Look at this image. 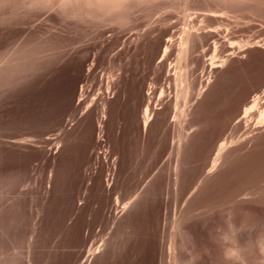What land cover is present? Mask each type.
I'll list each match as a JSON object with an SVG mask.
<instances>
[{"label": "rangeland", "instance_id": "1", "mask_svg": "<svg viewBox=\"0 0 264 264\" xmlns=\"http://www.w3.org/2000/svg\"><path fill=\"white\" fill-rule=\"evenodd\" d=\"M70 23L67 33L40 46L27 49L15 37L6 41L5 49L0 47V56L12 53L16 58L6 61L4 67L16 65L20 70L0 76V264H98L99 255L110 260L115 226L122 223L128 230L130 212L146 209L156 198L163 209L174 195L173 183L183 178L179 167L184 174L203 170L204 159L193 144L198 130L194 113L211 87L217 83L222 87L227 72L241 73L246 80L239 107L264 85V0H123L112 7L93 6ZM182 25L191 33L185 55L178 44ZM44 51L47 55L41 56ZM210 57L216 63L224 62L211 67ZM253 75L257 77L252 79ZM148 92L152 112L143 129L141 115ZM232 123L228 122L225 133ZM263 134L264 126L250 138L254 141ZM236 145L227 147L223 155ZM234 151L242 154L244 150ZM223 167L221 163L207 178ZM127 178L134 181L132 185L138 184L132 186ZM136 194L131 204L127 202ZM124 203L127 206L122 207ZM234 208V212L242 209L245 220L258 218L261 222L251 221L264 224V209L262 213L248 205ZM242 215L238 221L243 220ZM256 222L246 224L253 228L251 242L249 227L242 235L248 233L244 238H248V246L256 233V239L264 235L263 224L261 228L256 225V230ZM99 237H105L107 246L93 253ZM256 239L250 251L242 242L257 256L253 261V256L248 257L251 263H246H264L258 257L261 250ZM229 264L239 263L230 258Z\"/></svg>", "mask_w": 264, "mask_h": 264}, {"label": "bare ground", "instance_id": "2", "mask_svg": "<svg viewBox=\"0 0 264 264\" xmlns=\"http://www.w3.org/2000/svg\"><path fill=\"white\" fill-rule=\"evenodd\" d=\"M121 1H123V0H0V47L4 46V49H5L6 41L9 38H15V37H18V38L20 37L23 40L24 47H26L27 49H31L35 45L40 46L44 42L48 41L50 38H53V37L57 38L58 36H60V34L67 33V31H68L67 28H68V25L70 23V20L77 17L78 15H81L84 13L87 14L89 8H91L93 6H101V5H107L109 7H112ZM214 10H216V9H214ZM205 12H207V11H205ZM219 12H220V10H219ZM158 13H160V12H158ZM198 13H201V12H198ZM202 13H204V11ZM213 14H215V13L213 12ZM208 15H209V13H208ZM210 15H212V13ZM155 16H156V14H155ZM196 16H197V13H196ZM190 19H193V18L190 17L189 20ZM189 20H188V23H189ZM171 22H173V21H171ZM184 22H182V23H184ZM182 26H184V25H182ZM190 27H192L191 24H190ZM144 28H145V26H144ZM144 28H142V30ZM212 30H214V29L212 28ZM215 30H217V29H215ZM71 31H69V32H71ZM133 31L134 30H132V32ZM129 33H131V31ZM82 35H84V33ZM74 36H76V35H74ZM125 36H127V35H125ZM137 37H139V36H137ZM62 38H64V37H62ZM115 38H116V36H115ZM169 39H170V37H169ZM56 41H58V40H56ZM190 41H191V33L189 32L188 27L184 26L182 29V34L180 36L179 43H178V44H180V53L181 54L185 55L188 52V49L190 46L189 45ZM214 41H215V39H214ZM61 42H62V40H61ZM122 42H123V40H122ZM252 42H254V41H252ZM262 42H264V40ZM72 43H74V42H72ZM74 44H76V43H74ZM90 44H92V43H90ZM166 44L167 43H165L164 46ZM256 44H258L257 40H256ZM129 45H130V43H129ZM241 45H243V43ZM250 45H251V42H250ZM259 45H260V43H259ZM21 46H23V45H21ZM64 46H66V45H64ZM67 46H69V45L67 44ZM238 46H237V48H238ZM253 46H254V44H253ZM48 47H49V45H48ZM99 47H101V46H99ZM56 48L58 50L59 47H56ZM166 48H167V46H166ZM1 49H3V48H0V50ZM241 49H245V48H240V50ZM90 50H89V52H90ZM22 51L25 52L24 50H22ZM6 52L9 53V51H6ZM15 52H16V50L14 51V53ZM52 52H54V51H52ZM229 52H230V50H229ZM233 54H231V55H233ZM45 55H47L46 51H44L43 55H41V56H45ZM96 55H98V53ZM26 56L27 55H25V57ZM53 56H55V52H54ZM111 56H113V55L111 54ZM245 56L247 57V55H245ZM214 57H216V56H214ZM14 58L15 57H13L12 53L9 54L8 56H7V54H6V56H4L3 54L0 56V76H2L5 73L15 72V70L17 71V69H15L16 65L14 66V68H8L9 67L8 65H7L8 67H4V64L6 61L8 62L10 60H13ZM248 58H250V57H248ZM34 59H35V57H34ZM210 59H211V57H210ZM17 60H18V58H17ZM91 60H93V59L91 58ZM47 61H48V59H47ZM51 61H52V59H51ZM20 62H21V60H20ZM32 62H33V60H32ZM223 62H224V59H220V61L218 63H216V61L214 59H211V62L209 64L211 67H215V66L221 65ZM241 62H240V64H241ZM90 63H92V61ZM37 64L40 65L39 63H37ZM248 64H250V66H251L252 63H248ZM90 66H92V65H90ZM11 67H12V65H11ZM261 67H262V65H261ZM261 67L259 66V68H261ZM88 68H90V67H88ZM36 69H38V68H36ZM234 69L236 70V68H234ZM252 69L254 71V68H252ZM257 70H259V69H257ZM18 71H20V70H18ZM18 71H17V73L19 74ZM245 71H247V70H245ZM255 71H256V69H255ZM30 72H32V70ZM254 72H253V74H254ZM245 73H247V72H245ZM34 74H37V73H34ZM240 74H236V73H234V71H233V73L232 72L225 73V75L227 76V78H226L227 80L225 79L226 82L223 83V86L221 87L220 84H218V83L213 85L211 87V89L209 90V92L207 93V95L205 96V98H203V100L199 102L200 104L198 105V107H196L197 110L194 113L195 114L194 117L196 120L195 122L198 123V127H197L198 130L196 131L197 133L194 137L193 144L196 145L195 148H197V153L200 154L204 159V163L201 167V168H203L204 171L203 170H201V171L191 170V171H187V174H184L186 172H181V167H179L180 171L179 170L178 171L180 173H183V176L181 175L183 178H181L180 180H175L176 178L179 179V176H180L179 172L177 171L175 173L176 174L178 173V177L173 178L175 180V182L171 179L172 182H174L173 183V186H174L173 190L175 191V192H173V190H172V192L170 191L172 194L174 193V195L172 196V200L170 199L171 201L168 202L167 205H165V206L163 205L164 206L163 209L160 208L161 203L159 204V200L156 198L154 201H152L150 203L149 206H147L146 209L135 210L132 213L129 211L130 214H132V218L129 219V221H128V224H130L128 230L125 229L127 226H125V228L122 226V223L115 226L113 232L111 233L112 234L111 235L112 248H113V250H111V253H112L111 259L109 260L107 257L99 255L98 256V259H99L98 264H229L230 258L234 259L239 264H245L248 261H249V263H251L250 258L252 256H253L252 261L255 260V259H253L254 257L257 259V256L252 255L251 254L252 251L250 253H249V251L252 250V248H250V247H252L254 240L257 238L256 230L261 228L259 226H261L263 223L261 225H260V223H257L256 221H258V220H259V222H261L260 221L261 219H258V218L257 219L252 218L254 220L256 219V221H254V220L251 221L252 220V219L250 220L251 217L248 219V221L245 220L244 218H246V216H244V218H243V215L241 212L242 209L241 210L239 209V211L241 213L239 211L234 212L237 209V208L235 209L234 207L235 206L239 207L241 205L242 206L248 205L251 207L260 208L262 210V213H263V209H264V134L262 136H260L259 138H256L254 141L252 140V137L250 138V136L252 135V133L254 131H256L260 127L264 126V85L259 90H256L252 94H250L251 95L249 97L250 99H248L249 102L245 103L242 101V103H245V104H243V105L241 104L242 106L240 105L241 108L239 109L240 106L238 107V102H239L238 100L240 98H241L240 100H242V97L244 95V85H245V80H246ZM27 75H29V74H27ZM26 76H24V77H26ZM244 76H246V75H244ZM253 77H254V75H253ZM253 77H252V79H255L257 76H255L254 78ZM0 79H2V78H0ZM248 81L250 82V79ZM250 83H252V82H250ZM147 94H148V96H147L146 104L144 103L145 105L142 108L143 111H142V115H141L142 116V120H141L142 125L141 126L143 129H145L149 119L151 118L150 117V111H151L150 108L151 107H149V104H150L149 101H151L150 96H149L150 93L148 92ZM246 97H248V96H246ZM194 117H192V118H194ZM230 120L233 121V123H232L233 125L231 124L232 127L231 126H230L231 128L228 127L229 130L227 133H225L226 130H224V129H226V126L228 125V122ZM100 124H99V126H100ZM232 145H236V147L233 149L227 150L225 152V155H223V153L227 149V147L232 146ZM187 146H189V145H187ZM185 148H186V146H185ZM189 148H191V147H189ZM236 148L243 149L244 151L242 152V154L234 153L235 152L234 150ZM188 157H189V155H188ZM222 159H223V161H222ZM180 161H178V162H180ZM183 161H184V159H183ZM188 161H189V159L187 160V162ZM221 163H224V167L217 174L215 173L216 175H214L210 178H207L206 174H208V172L212 173V171L216 170L217 167ZM176 164H177V162H176ZM179 164H181V163H178V165ZM182 164H183V162H182ZM187 166H189V165H187ZM134 174H135V172H134ZM88 175H89V173L87 174V176L84 175L85 178L86 177L88 178ZM212 175H213V173H212ZM109 176H110V173H109ZM132 176H134V175H132ZM136 176L137 175L135 174V177ZM109 179H110V177H109ZM87 181L90 183V180H87ZM87 181L85 184H88ZM127 181H129V183L131 185L134 182L133 181L131 183V180H128V178H127ZM169 181H170V177H169ZM111 183L112 182H110L108 184L111 185ZM124 183L126 184V179H125ZM127 184H128V182H127ZM130 184L127 186H130ZM137 184H135V186ZM106 185L104 184V187ZM168 185H170V183ZM132 186H134V185H132ZM99 187H101V186H99ZM89 189H90V187H89ZM94 189H96V188H94ZM97 189H98V187H97ZM107 190H108V188H107ZM102 191H104V190H102ZM94 192H95V190H94ZM91 193H92V191H91ZM96 193L98 194V192H96ZM90 196H91V194H90ZM90 196L88 197L89 200L91 199ZM103 196L105 197L106 195H103ZM136 196H137V194L134 195L131 198V200H128L127 202L130 201V204H131V202L136 198ZM244 196L245 197L249 196L250 199L247 200L246 202L241 201L240 198H242ZM101 198H103V197H101ZM166 198H167V196H166ZM83 199L82 200L80 199L81 203H82ZM84 202L85 201H83V203ZM127 202H125V203H127ZM115 203H117V202H115ZM125 203H124V205H122V207L127 206ZM90 205H92V204H90ZM93 206H95V205L93 204ZM96 206H98V205H96ZM82 207H83V204H82ZM87 208H88V206H87ZM233 208H234V211H232ZM255 208H254V210H255ZM101 209L102 208L100 207V210ZM93 210H94V208H93ZM100 210H98V212H100ZM261 210H259V211H261ZM79 213H80V211H79ZM233 213L235 215H238V216H236L237 221H235L236 217L233 216L234 215ZM239 213L242 215L243 220L240 219L242 221H238V217H241ZM243 213H245V212H243ZM83 214H84V212H83ZM103 215H105V214H103ZM88 216H90V215H88ZM101 216H99V218ZM125 217L127 218V216H125ZM233 217H235V218L233 219ZM247 217H249V216H247ZM104 219H105V217H104ZM99 220L97 222L101 221V220L100 221ZM244 220L247 222H249V220H250L251 223L253 222V224L256 222V224L254 225L255 228H256V225L259 224L258 225L259 228L258 229L256 228V230H254V232L256 233L255 234L256 236L254 235L255 239L253 240L252 245H249L250 247L248 246V244H250V243H248L249 242L248 238H247L248 241L247 240L244 241V238L246 239V237H248L247 236L248 233L251 232L253 230V228H252V230H250L251 229L249 227L250 225L247 226L246 224H251V223L250 222L245 223ZM108 221H109V219H108ZM75 222L73 221L72 223H75ZM90 222H92V221H90ZM101 223L103 224V222H101ZM100 224H99V226L101 227ZM253 224H251V225L253 226ZM126 225H127V222H126ZM103 226H104V224L102 225V227ZM246 226L249 227V230H247L248 233L243 238V236L246 232V229H248ZM263 226H264V224H263ZM74 227H76V226H74ZM88 227L90 228V226H88ZM68 228H70V227H68ZM108 228H110V227H108ZM262 229H263V227H262ZM262 229L259 230V232H258L259 234H260V231L264 230V229L263 230ZM90 230L91 229H89V232H91ZM89 232L87 231V234ZM91 234L94 236L95 232H94V234L93 233H91ZM250 235H252V234L249 233V236ZM99 236H101V235H99ZM258 237H259V235H258ZM99 238H100L99 239L100 242L96 246H94L92 249L90 248L91 250H94L93 253L101 251V249L103 248V245H105V239H104L105 237L102 239H101V237H99ZM252 238H253V236H252ZM241 239H243V241H241ZM250 239H251V236H250ZM92 240H93V238L91 239V241ZM96 240H98V239H96ZM256 240H258L257 243L259 244V248H260L259 250H261V252H260L261 255L259 254L261 257L260 256H258V257L264 261V235H260L259 239H256ZM74 241H76V240H74ZM91 241H90V243H91ZM251 241H252V239L250 240V242ZM242 242H243V244L245 243V245H246V243H248L246 246H248L247 250H249V251H247L245 249L246 247L242 244ZM91 244H93V242ZM72 245H74V243ZM85 246H87V245H85ZM105 246H107V245H105ZM71 247H73V246H71ZM246 253H247V255H248V253L250 255L247 256ZM107 254H108V252H107ZM248 257H250L249 258L250 260H247ZM56 260H58V259H56ZM61 262H62V260H61ZM249 263H246V264H249Z\"/></svg>", "mask_w": 264, "mask_h": 264}, {"label": "built area", "instance_id": "3", "mask_svg": "<svg viewBox=\"0 0 264 264\" xmlns=\"http://www.w3.org/2000/svg\"><path fill=\"white\" fill-rule=\"evenodd\" d=\"M109 178V176L108 175H106V180Z\"/></svg>", "mask_w": 264, "mask_h": 264}]
</instances>
